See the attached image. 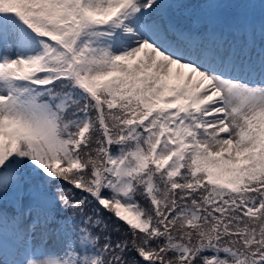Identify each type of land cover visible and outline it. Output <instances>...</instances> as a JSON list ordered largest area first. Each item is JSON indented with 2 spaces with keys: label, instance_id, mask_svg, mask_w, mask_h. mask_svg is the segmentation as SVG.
<instances>
[{
  "label": "snow or ice",
  "instance_id": "1",
  "mask_svg": "<svg viewBox=\"0 0 264 264\" xmlns=\"http://www.w3.org/2000/svg\"><path fill=\"white\" fill-rule=\"evenodd\" d=\"M180 7L0 0V264H264V16Z\"/></svg>",
  "mask_w": 264,
  "mask_h": 264
},
{
  "label": "rangeland",
  "instance_id": "2",
  "mask_svg": "<svg viewBox=\"0 0 264 264\" xmlns=\"http://www.w3.org/2000/svg\"><path fill=\"white\" fill-rule=\"evenodd\" d=\"M180 1L181 2L179 4L182 5L183 7L182 9H184L185 8L184 6H186V7H191L195 11L201 12V14L203 15L201 16V18H198V19L206 20L211 17H218L224 24L229 23L233 19L237 11L236 9L234 8H224L221 10H213V9H206V8L204 9L202 6H200V4L204 3L205 5V4H210V3H238L240 2V0H180ZM246 2L252 5V7L248 9V12H249L250 18L255 21L257 28H258L259 22L262 16H264V6H262L264 5V0H246ZM201 9L202 10L204 9V11H201ZM225 9L229 11L228 14L224 12ZM196 20L197 19H195L194 21ZM257 39H259L258 34H257ZM9 196L14 198L11 194ZM2 227L3 225L1 224L0 228ZM8 227H9V230L12 229V221L8 222Z\"/></svg>",
  "mask_w": 264,
  "mask_h": 264
},
{
  "label": "bare ground",
  "instance_id": "3",
  "mask_svg": "<svg viewBox=\"0 0 264 264\" xmlns=\"http://www.w3.org/2000/svg\"><path fill=\"white\" fill-rule=\"evenodd\" d=\"M179 0H170V2L174 3ZM172 11V18L174 20L179 21L182 24H192V17H190V15H192V8H188L182 11H179L176 9L171 10Z\"/></svg>",
  "mask_w": 264,
  "mask_h": 264
},
{
  "label": "trees",
  "instance_id": "4",
  "mask_svg": "<svg viewBox=\"0 0 264 264\" xmlns=\"http://www.w3.org/2000/svg\"><path fill=\"white\" fill-rule=\"evenodd\" d=\"M141 203H143V201H141ZM0 210H2L3 212L4 211H6V212L10 211L11 212L12 208H10L9 203L7 201H4V202L0 203ZM108 223H109L110 228L115 226V221L114 220H109ZM121 231H127V229L124 228L123 225H122L121 226Z\"/></svg>",
  "mask_w": 264,
  "mask_h": 264
}]
</instances>
